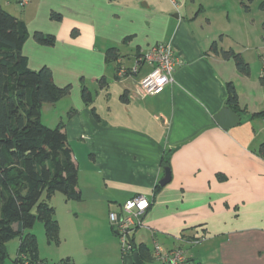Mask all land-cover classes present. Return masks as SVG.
Instances as JSON below:
<instances>
[{
    "label": "crops",
    "instance_id": "0c3cea01",
    "mask_svg": "<svg viewBox=\"0 0 264 264\" xmlns=\"http://www.w3.org/2000/svg\"><path fill=\"white\" fill-rule=\"evenodd\" d=\"M24 8L13 16L28 31L22 47L28 69L47 67L57 87L70 86L51 104V118L66 135L81 200L70 201L69 230L60 229L59 244L51 245L59 256L54 261L51 255L52 264H133L106 226L110 212L138 196L149 207L132 240L150 251L146 264H160L155 245L182 250L186 264H264V18L257 47L246 22L244 41L233 39L224 31L229 18L221 29L202 0H29ZM36 32L52 36L54 44H38ZM158 43L170 44L179 61L172 82L160 94L136 98L151 66L129 70ZM110 48L118 50L116 61H106ZM219 51L239 54L249 74ZM228 85L240 121L223 130L214 116L229 109ZM165 169L170 180L160 186Z\"/></svg>",
    "mask_w": 264,
    "mask_h": 264
},
{
    "label": "trees",
    "instance_id": "16d2710c",
    "mask_svg": "<svg viewBox=\"0 0 264 264\" xmlns=\"http://www.w3.org/2000/svg\"><path fill=\"white\" fill-rule=\"evenodd\" d=\"M259 7L264 9V1ZM60 18L59 14H50L51 20L59 21ZM33 38L43 46L54 44L52 36L40 32L34 33ZM27 39L25 23L6 12L0 4V264L5 257L4 244L16 236H22L23 240L15 264H44L37 257L35 238L29 234L24 236V232L38 220L47 243L58 245L59 225L54 208L47 203L49 196L57 192L67 201L81 200L78 171L62 125L51 129L41 122L42 106L66 97L70 86L57 87L47 67L37 71L28 69L27 59L22 54ZM218 53L233 58L241 74H249V67L239 54ZM117 58L116 48L107 50V62ZM227 93L226 105L234 112L238 108L237 95L231 85ZM82 98L90 102L85 88ZM131 244V257L137 254L144 264L151 260L146 246L136 245L133 240ZM56 264L72 262L65 259Z\"/></svg>",
    "mask_w": 264,
    "mask_h": 264
},
{
    "label": "rangeland",
    "instance_id": "374dc122",
    "mask_svg": "<svg viewBox=\"0 0 264 264\" xmlns=\"http://www.w3.org/2000/svg\"><path fill=\"white\" fill-rule=\"evenodd\" d=\"M260 1L264 0H202L203 5L206 7V13L208 17H210L215 24L220 27L221 29L223 28L224 21L226 20V17L229 18L230 22L232 25L230 27H226V34L228 36H232L233 39L236 36V38L239 39L240 42L244 41L242 36L240 35L241 32V27L244 22H246V25L243 26V28L247 29V32L251 33V38L253 43H255V46H261L262 45V40L261 36L263 35V29L261 28L262 26H258V21L260 19L264 18V12H260L257 9L258 3ZM6 2H10L11 5L8 7L5 5ZM0 4L2 8L8 12L11 15H17L14 12H18L19 14L22 12L24 7H20L17 2H14V0H0ZM243 6H248L250 12L246 13L245 9ZM26 10V8H24ZM252 19H255L254 21L255 24H252ZM225 25V24H224ZM227 40L225 39L224 42ZM44 109L42 111V118L41 122L43 125H45L48 128H54L56 125L52 121V112L51 104H44ZM57 110L59 111V105H57ZM53 122V123H52ZM43 195H45L43 193ZM47 203L54 208L55 210V219L59 225V237H60V229L61 233L66 234V232L69 230L68 227V221H69V207L70 206H75L74 203H70V201H67L65 197L60 194V193H53V195L49 196V199L47 200ZM33 213L35 214L36 211L33 209ZM72 221V219L70 218ZM82 223V221L79 219L77 221V226H79ZM104 228V222L99 221V228L102 227ZM61 227V228H60ZM107 229L109 232V235L111 238H114L118 242V238L114 233V230L111 228L110 223L108 221L107 224ZM85 227H81V229L84 230ZM31 235L32 237L35 238L36 240V254L39 260L43 261L44 264H52L50 257L53 255L56 260L58 261V255L56 251H54V247H51L46 241L45 234H44V229L42 226V223L40 221H36L33 225V227L29 230H26L24 232L25 235ZM23 238L22 236H16L12 240L6 242L4 244V251H5V257L1 261V264H15V261L18 256V250L20 248L21 242ZM57 247V246H55ZM118 249L119 244H118ZM131 258V256H129Z\"/></svg>",
    "mask_w": 264,
    "mask_h": 264
},
{
    "label": "built area",
    "instance_id": "2783aa9c",
    "mask_svg": "<svg viewBox=\"0 0 264 264\" xmlns=\"http://www.w3.org/2000/svg\"><path fill=\"white\" fill-rule=\"evenodd\" d=\"M29 0H17L20 7H24ZM261 75L264 77V51L260 55ZM144 63L151 66V70L139 82L136 91V98L154 96L160 94L165 87L172 82V73L179 61L175 56V51L168 43H158L136 59V66L129 70L130 74L137 72V65ZM126 70L121 69L119 75L123 76ZM148 201L142 197H134L125 201L120 206V212H110V226L117 233L120 243L122 256H131L132 253V234L135 230L142 227L141 219L148 209ZM193 243H196L194 241ZM154 261L160 264H186L187 257L178 248L173 250H163L159 245L154 246Z\"/></svg>",
    "mask_w": 264,
    "mask_h": 264
},
{
    "label": "water",
    "instance_id": "95a60500",
    "mask_svg": "<svg viewBox=\"0 0 264 264\" xmlns=\"http://www.w3.org/2000/svg\"><path fill=\"white\" fill-rule=\"evenodd\" d=\"M214 121L223 130H228L231 127L239 123V117L231 109H222L216 116H214ZM170 180L169 169L164 170V177L159 182L160 186L166 185ZM117 234L116 232H114ZM133 264H144L140 261L137 254L132 255Z\"/></svg>",
    "mask_w": 264,
    "mask_h": 264
},
{
    "label": "clouds",
    "instance_id": "9594fccd",
    "mask_svg": "<svg viewBox=\"0 0 264 264\" xmlns=\"http://www.w3.org/2000/svg\"><path fill=\"white\" fill-rule=\"evenodd\" d=\"M117 235V234H116Z\"/></svg>",
    "mask_w": 264,
    "mask_h": 264
}]
</instances>
